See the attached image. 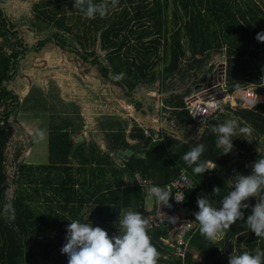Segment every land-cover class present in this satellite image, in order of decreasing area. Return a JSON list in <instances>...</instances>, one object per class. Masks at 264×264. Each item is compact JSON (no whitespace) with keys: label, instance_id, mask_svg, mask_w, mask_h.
<instances>
[{"label":"trees","instance_id":"1","mask_svg":"<svg viewBox=\"0 0 264 264\" xmlns=\"http://www.w3.org/2000/svg\"><path fill=\"white\" fill-rule=\"evenodd\" d=\"M6 4L0 0V264H44L52 257L57 264H67L61 248L67 242L70 219L99 226L109 236L119 224L122 208L139 211L146 219L149 194L138 184L136 173L163 187L184 170L192 182L190 189H184L181 205L194 221L198 197H208L219 207L236 176L251 174V165L259 157L256 139L264 137V42L256 39L264 31V0H115V4L108 0L107 14L92 19L73 7L74 0H35L34 17L51 26L37 38L7 14ZM48 46L75 57L113 92L111 99L103 100L91 94L104 103L89 127L75 124L67 115H50L46 163L27 164L23 161L27 148L16 145L17 180L34 185V197L13 190L10 154L20 112L46 109L38 85L31 84L24 96L19 80L29 56ZM210 61L213 67L224 62L228 90L253 85L262 101L246 107L238 100L234 108L225 105L204 124L196 122L183 108L184 100L217 80L216 72L205 74ZM182 81L187 84L175 91ZM89 84L84 87L92 93ZM142 117L162 122L163 127ZM232 117L252 127L253 141L233 137L232 151L223 154L212 128ZM197 143L205 145L200 159L215 167L204 174H194L182 159ZM126 150L130 151L127 157L119 155ZM73 167L82 174L83 170L98 171L87 198L96 207L87 219L79 216L86 195L79 189ZM35 169H46L42 182L50 187V195L39 192L45 187L37 184ZM215 186L220 187L219 195L212 192ZM43 197L47 202L44 213L34 207L38 202L34 200ZM257 199L243 201L249 205L241 209L244 219H238L216 241L201 235L196 221V232L183 255L163 241L169 230L166 225L148 226L151 242L160 253L157 264H228L233 249L237 254L245 250L254 254L258 247L264 250V237L244 227ZM191 250L200 251L201 257Z\"/></svg>","mask_w":264,"mask_h":264},{"label":"clouds","instance_id":"2","mask_svg":"<svg viewBox=\"0 0 264 264\" xmlns=\"http://www.w3.org/2000/svg\"><path fill=\"white\" fill-rule=\"evenodd\" d=\"M112 3L115 4V0ZM73 7L90 19L97 14L104 17L108 12V0H102L99 4L93 3V0H74ZM256 39L264 42V31L257 33ZM212 131L217 135L216 146L222 149L223 154L232 151L233 137L253 141L252 127L242 121L238 122L236 117L218 123ZM256 141L260 144L256 149L259 157L251 165V174L236 176L231 190L220 200L219 207L214 206L208 197L197 198L198 211L193 215L199 224L200 234L209 240L221 239L233 223L244 219L241 209H246L249 205L243 201L250 197L258 199L251 214L247 216L244 227L254 232L256 237H264V137H259ZM204 151L205 145L197 143L182 157L193 168L194 174H204L215 168L200 159ZM212 192L219 195L220 187L215 186ZM149 194L161 206H172L169 203L172 193L167 188L152 186ZM70 220L71 223L66 226L67 242L61 248V252L67 254V264H157L160 253L151 242L149 222L141 212L130 210L123 213L119 220L118 234L112 236L99 226L93 227L92 223ZM177 220L176 216H168L169 223L174 224ZM244 234L246 233H241ZM228 264H264V250L258 247L254 254L246 250L237 254L233 249Z\"/></svg>","mask_w":264,"mask_h":264},{"label":"rangeland","instance_id":"3","mask_svg":"<svg viewBox=\"0 0 264 264\" xmlns=\"http://www.w3.org/2000/svg\"><path fill=\"white\" fill-rule=\"evenodd\" d=\"M6 12L15 20L22 28L27 30L32 34L33 38L40 37L43 35L44 28L51 27L46 22L36 20L34 15L36 14L35 9L33 8V3L35 0H6ZM171 9L169 8L168 13L171 16ZM172 26V24H170ZM42 31V32H41ZM220 66L213 67L212 61L208 63L205 69L210 68L205 74H210L216 72L217 77L223 75L222 73L217 74L218 68ZM24 74H22L19 83L24 87L23 90H20L24 96L29 91L31 84H37L40 88L39 94L46 100L45 108H37L34 110H24L20 112L19 123L17 124V135L12 146L10 157L12 159V169L14 173L13 178V190H22L24 194L32 193L34 197L37 195L35 193L36 189L33 191L30 184H24V182H18V164L20 161L19 158H15V148L16 145H22V147L27 148V152L23 157V161H26L29 165L36 166L37 164L47 162V140H48V121L52 113L61 114L62 116L67 115L71 117L75 124H83L84 128L89 127L93 123V116L99 115L98 106L103 105V97L106 99H111L110 94L113 92V88L107 86L105 83L100 82L92 72H87L84 70L80 62L70 54H67L56 47L48 46L46 49L37 55H31L26 60V63L23 64ZM158 68V67H157ZM156 68V69H157ZM91 74V75H90ZM79 77V78H78ZM79 79V80H78ZM35 80V81H34ZM34 81V83H33ZM51 81V82H50ZM96 82V84H95ZM84 83H90L89 88L91 87L92 93L87 91V88L84 87ZM187 82H181L176 84L175 91H179L180 88L184 87ZM189 84V82H188ZM253 87V85H251ZM253 90V88H252ZM22 91V92H21ZM93 94L100 95L101 100L96 97H92ZM59 96V99H55L53 96ZM155 95L150 93L149 96ZM33 104L34 101L28 102ZM72 105L76 106L73 107ZM36 106V105H35ZM80 116V117H79ZM79 117V119H78ZM200 130V129H199ZM33 140V142H32ZM32 142V144H30ZM16 146V147H15ZM46 170V169H45ZM45 170L42 172L35 169V176L38 178L37 184H43L42 179L45 178ZM74 175L79 176V189L81 187L84 191L85 202L79 214L83 219H87L89 212L94 210L96 203H93L87 198L89 197V191L94 187V182L97 180L96 172L93 173L83 170H77L76 167L72 168ZM108 172V171H107ZM109 173L107 174V176ZM20 177V176H19ZM127 181V180H126ZM45 187L44 191L39 190V192H44L46 195L51 194L50 187H47L45 184L42 185ZM12 190V191H13ZM32 195V196H33ZM38 201V202H37ZM146 203L151 204L152 199L150 197L145 198ZM37 202L34 207L39 208L44 213L46 211V199L43 197L39 200H34ZM54 209H57L55 203H51ZM150 207L147 206V209ZM129 208H122L120 211V218L123 213L130 211ZM118 226L114 225L111 230V236L113 234H118ZM192 255L200 258L202 253L197 250H191ZM56 258L52 257L50 260L46 261L44 264H57ZM40 264V263H38Z\"/></svg>","mask_w":264,"mask_h":264},{"label":"built area","instance_id":"4","mask_svg":"<svg viewBox=\"0 0 264 264\" xmlns=\"http://www.w3.org/2000/svg\"><path fill=\"white\" fill-rule=\"evenodd\" d=\"M251 85L246 87L235 88V90H228L224 74L219 76L215 82L210 83L202 90L193 93L184 100V109L188 111L191 117L196 122L204 124L207 122L212 114L220 110L225 105H230L234 108L238 100L242 101L243 106H250L254 102L262 101V96L254 91ZM138 184L143 187L144 191L149 194L153 184L150 178L143 177L136 173ZM191 182L184 170H182L176 177L172 178L161 188H167L172 193L169 200L171 207L161 206L154 196L149 194L152 199L151 206L148 210L146 219L148 226L166 225L169 230L167 235L163 237V241L169 246L174 247L177 254L183 255L188 251L189 237L196 232L197 222L194 221L190 215L189 210L182 204L184 198V189L191 188ZM202 194V192H199ZM168 216H176L178 220L176 223H169Z\"/></svg>","mask_w":264,"mask_h":264},{"label":"water","instance_id":"5","mask_svg":"<svg viewBox=\"0 0 264 264\" xmlns=\"http://www.w3.org/2000/svg\"><path fill=\"white\" fill-rule=\"evenodd\" d=\"M142 119L145 120L146 122H150V123H152V124H154V125H156V126L163 127L162 122H158V121H149V120H147V119L144 118V117H142ZM170 131H171V132H174V130H170ZM79 139H80V136H78V137L76 138V140H79ZM129 152H130L129 150H126L125 152H121V151H119L118 153H119V155L124 154V156L127 157V154H128Z\"/></svg>","mask_w":264,"mask_h":264},{"label":"crops","instance_id":"6","mask_svg":"<svg viewBox=\"0 0 264 264\" xmlns=\"http://www.w3.org/2000/svg\"><path fill=\"white\" fill-rule=\"evenodd\" d=\"M222 64L224 65V62H220V63L216 64V66H220L218 68L219 70H218L217 74H220V73L224 74V70H222L224 67H222Z\"/></svg>","mask_w":264,"mask_h":264}]
</instances>
